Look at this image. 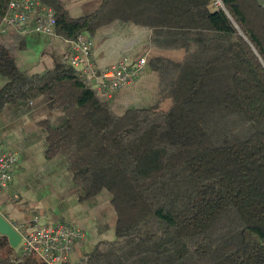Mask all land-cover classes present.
Masks as SVG:
<instances>
[{
	"label": "trees",
	"instance_id": "trees-1",
	"mask_svg": "<svg viewBox=\"0 0 264 264\" xmlns=\"http://www.w3.org/2000/svg\"><path fill=\"white\" fill-rule=\"evenodd\" d=\"M11 0H0V23ZM56 35L91 37L113 21L150 30V47L182 50L155 58L167 111L122 116L67 63L20 73L0 43V112L39 95L65 124L49 133L85 197L106 191L115 238L63 264H264V6L258 0H100L72 19L58 0ZM0 235V264H44L21 257Z\"/></svg>",
	"mask_w": 264,
	"mask_h": 264
},
{
	"label": "crops",
	"instance_id": "crops-1",
	"mask_svg": "<svg viewBox=\"0 0 264 264\" xmlns=\"http://www.w3.org/2000/svg\"><path fill=\"white\" fill-rule=\"evenodd\" d=\"M58 1L72 19L83 17L100 4V0ZM150 34L149 29L132 23L113 21L90 37L97 72L121 60L134 62L147 57L146 67L135 81L109 98L99 96L116 116L154 107L167 111L171 106L169 99L162 98L160 77L150 61L155 58L181 61L184 52L151 48ZM0 43L10 52L17 70L26 76L40 75L66 64L69 56L64 38L33 30L25 35L0 34ZM6 83L7 79L0 75V91ZM64 124V113L52 108V99L47 95L3 106L0 147L13 153L16 162L10 185L0 194V215L11 226L30 225L32 217L40 216L48 226L61 222L81 230L84 237L69 249L68 262L73 263L86 258L97 244L115 238L116 213L106 191L86 198L82 186L73 181L65 157L49 155V133Z\"/></svg>",
	"mask_w": 264,
	"mask_h": 264
},
{
	"label": "built area",
	"instance_id": "built-area-1",
	"mask_svg": "<svg viewBox=\"0 0 264 264\" xmlns=\"http://www.w3.org/2000/svg\"><path fill=\"white\" fill-rule=\"evenodd\" d=\"M29 30L56 36L52 8L44 6L40 0H11L0 23V34L25 35ZM65 41L69 46L67 64L101 97L109 98L127 87L143 73L147 64V57L142 56L134 62L121 60L97 72L92 61L93 41L89 36L79 33L74 39ZM15 162V155L0 147V194L10 185ZM12 227L20 236L18 254L21 257L31 255L44 264L68 262L70 247L84 237L81 230L66 223L48 226L40 216L32 217L30 225L20 223Z\"/></svg>",
	"mask_w": 264,
	"mask_h": 264
},
{
	"label": "water",
	"instance_id": "water-1",
	"mask_svg": "<svg viewBox=\"0 0 264 264\" xmlns=\"http://www.w3.org/2000/svg\"><path fill=\"white\" fill-rule=\"evenodd\" d=\"M0 235L7 238L11 248L17 249L20 236L13 227L0 215Z\"/></svg>",
	"mask_w": 264,
	"mask_h": 264
},
{
	"label": "rangeland",
	"instance_id": "rangeland-1",
	"mask_svg": "<svg viewBox=\"0 0 264 264\" xmlns=\"http://www.w3.org/2000/svg\"><path fill=\"white\" fill-rule=\"evenodd\" d=\"M258 2L264 6V0H258Z\"/></svg>",
	"mask_w": 264,
	"mask_h": 264
}]
</instances>
